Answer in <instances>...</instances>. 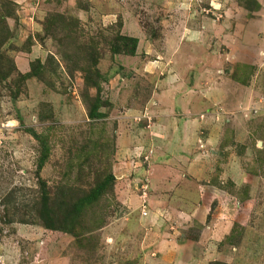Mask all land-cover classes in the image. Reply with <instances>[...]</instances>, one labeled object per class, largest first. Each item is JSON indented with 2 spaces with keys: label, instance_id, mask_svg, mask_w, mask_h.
I'll use <instances>...</instances> for the list:
<instances>
[{
  "label": "rangeland",
  "instance_id": "rangeland-1",
  "mask_svg": "<svg viewBox=\"0 0 264 264\" xmlns=\"http://www.w3.org/2000/svg\"><path fill=\"white\" fill-rule=\"evenodd\" d=\"M262 10L0 0V264H264Z\"/></svg>",
  "mask_w": 264,
  "mask_h": 264
},
{
  "label": "crops",
  "instance_id": "crops-1",
  "mask_svg": "<svg viewBox=\"0 0 264 264\" xmlns=\"http://www.w3.org/2000/svg\"><path fill=\"white\" fill-rule=\"evenodd\" d=\"M262 11H264V10H262ZM160 99H161V96H159V99L158 100H155L156 101V104L154 106L155 108L152 109V114H154L153 116H155V118H157L158 121H160L161 119H164L165 117H168V115H169V109H167V107H165L164 105H162L160 103ZM150 171H149V173H150ZM151 172H153V171H151ZM153 174H154L153 177L152 176L150 177L151 184L157 185V182H160V183H168L167 180H166V179H168L167 177H165V180H162V182H161V179H158L155 176L157 174L156 171H154Z\"/></svg>",
  "mask_w": 264,
  "mask_h": 264
},
{
  "label": "trees",
  "instance_id": "trees-1",
  "mask_svg": "<svg viewBox=\"0 0 264 264\" xmlns=\"http://www.w3.org/2000/svg\"><path fill=\"white\" fill-rule=\"evenodd\" d=\"M132 41L134 42V43H136L135 41V39H132ZM135 45V44H134ZM78 208H80V206L78 207ZM74 222V221H73ZM72 222V223H73ZM72 223H70L69 225H65V226H62V227H60V228H58V230H60V231H64L65 233H71V231L73 230V224ZM46 226V228H50V226H48V225H45ZM51 229H53V227H51Z\"/></svg>",
  "mask_w": 264,
  "mask_h": 264
}]
</instances>
